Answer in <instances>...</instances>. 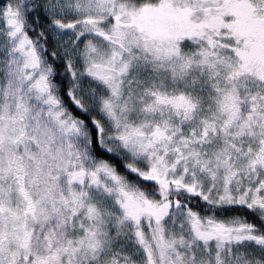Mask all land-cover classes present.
<instances>
[{
    "label": "snow or ice",
    "instance_id": "snow-or-ice-1",
    "mask_svg": "<svg viewBox=\"0 0 264 264\" xmlns=\"http://www.w3.org/2000/svg\"><path fill=\"white\" fill-rule=\"evenodd\" d=\"M0 264H264V0H0Z\"/></svg>",
    "mask_w": 264,
    "mask_h": 264
}]
</instances>
